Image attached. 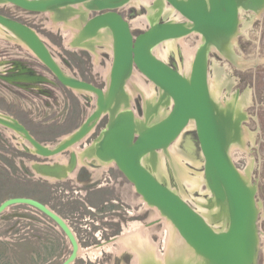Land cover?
Here are the masks:
<instances>
[{
    "label": "rangeland",
    "instance_id": "rangeland-1",
    "mask_svg": "<svg viewBox=\"0 0 264 264\" xmlns=\"http://www.w3.org/2000/svg\"><path fill=\"white\" fill-rule=\"evenodd\" d=\"M127 6L124 5L120 13L128 21L150 15L144 4ZM83 8L80 4L69 7L67 11L82 13L85 11ZM0 14L32 28L47 44L65 73L101 89L106 86L112 62L110 36L107 33L103 36L106 42L98 38L85 40L86 43L81 42V45L88 46V49L75 48L77 46L72 45V40H75L81 25L95 13L86 12L80 19L77 15L63 21L59 19L62 17L56 16L54 12L30 13L12 5L0 4ZM241 16L243 22H250L251 19L245 12H242ZM161 19L170 20L169 15L159 20ZM147 25L143 23V28L132 27L134 35L140 33L139 30L145 29ZM242 26L243 24L240 25ZM247 31L246 36L242 34L238 37L235 53L245 59L264 58V15L253 20ZM183 38L182 41L176 42L174 48L168 50L166 59V63H174L181 72L187 70L185 54L191 53L196 47L199 36ZM3 56L16 59L20 65L25 64L24 67L31 73L45 74L44 76L54 83L46 84V87H40V90L36 87L38 91H33V88L27 85L29 86L27 89L15 91V94L10 91L11 87L0 86V114L17 120L41 144L56 145L76 131L95 109V97L92 94L75 92L60 85L22 43L0 27V58ZM220 58L213 54L208 58L210 60L208 75L213 81L217 95L216 97L214 93L213 101L216 105L219 102L220 115L230 116L229 120H232L236 117L235 101L239 99L244 102L248 96L251 97V106L248 105L245 110L248 121H244L242 125L249 134H253V142L246 143L247 150H232L231 154L234 166L240 171H248L249 183L256 186V199L264 206V63L240 71L231 62ZM136 78L141 80L134 70L125 84L130 108L134 111L136 120L143 121L144 115L151 113L148 109L156 102H158L155 104L156 108L164 103L166 110L167 101L159 97L161 92L159 94L157 87H153L154 94L150 100H145L139 90L137 93V90L133 89ZM141 82L148 85L144 78ZM44 91L47 95L39 97V93ZM147 102L148 105L145 104ZM107 120L108 115L105 114L95 128L70 150L79 155L85 146L89 147L104 129ZM235 135L232 133V138ZM236 139L238 137L233 138L230 145L234 146ZM22 143L19 135L0 126V203L14 197L32 198L61 216L71 228L78 243V257L73 264H134L132 252L122 250L120 242L122 244L124 241H130L135 232L139 233L138 236L141 233L142 237L146 236L147 247L153 244V249L155 246L153 252L155 250L156 263L163 264L162 261H165L166 254L169 253L166 224L161 217L155 215L153 209H146L139 204V195L117 167L108 168L103 172L105 170L102 171L101 166L95 168L88 164L89 166L85 168L77 163L76 170L71 176L51 182L47 178L54 177L36 174L32 170L33 164L55 162L66 164L64 161H67L69 152L52 158H41L32 154L33 152H26L22 148ZM176 145L193 161L183 160V165L180 166L184 167L190 177L199 176L201 180L203 160L194 127L185 129ZM165 155L162 163L164 182L181 194L196 211L203 214L206 211L204 205L211 210L209 206L211 207L213 203H209L211 196L206 185L200 183L198 188L189 190L183 182H179L175 172L177 170ZM81 156L82 153L79 158ZM174 167L177 168L176 165ZM135 240L138 244V239ZM0 243L7 244V250L3 254L0 246V264H61L71 253L69 241L56 224L25 205L11 207L0 216ZM107 245L111 247L109 252L104 251ZM96 248L102 249L101 253L92 259L88 258L86 252ZM186 260L187 258L184 264L195 263L194 259Z\"/></svg>",
    "mask_w": 264,
    "mask_h": 264
},
{
    "label": "water",
    "instance_id": "water-1",
    "mask_svg": "<svg viewBox=\"0 0 264 264\" xmlns=\"http://www.w3.org/2000/svg\"><path fill=\"white\" fill-rule=\"evenodd\" d=\"M126 1L0 0L30 13L51 12L68 4L84 3L85 10L95 15L84 23L77 40H88L96 37L100 29H107L111 33L113 52L110 84L104 93V89L65 73L47 44L32 28L0 14V25L14 32L18 41L32 51V55L60 85L68 89H85L96 96L95 111L87 116L70 138L55 149L38 142L25 126L13 118L0 115V125L18 133L36 153H32L25 145L24 150L35 156L50 158L66 152L95 128L105 112L111 109L116 97H125L122 85L136 68L163 90L165 96L171 98L172 108L163 120L150 126L136 123L132 110L109 115L105 130L102 129L98 135L101 138L95 149L96 156L104 161L113 160L120 173L135 187V192L167 216L187 244L208 264H258L257 223L260 211L256 209V193L243 181L227 157L226 149L232 138L233 124L229 117L223 118L216 114L207 85L208 47L214 42V37L220 34L233 35L237 26L238 0H167L182 20L150 22L137 35H134L127 18L120 13ZM245 1L251 8L263 5V0ZM191 32L204 34L206 40L196 52L188 75H183L174 63H166L152 53L153 47L159 43ZM25 71L19 69L16 76L0 74V80L20 89L28 88L20 83L54 85L46 77L26 75ZM190 121L195 124L194 132L204 160L202 172L208 189L217 200L227 205L228 221L223 231H215L190 204L160 182L142 163L147 154L170 146ZM69 164L73 171L76 164L74 152H69ZM40 169L52 174L61 171L58 165H43ZM18 205L33 208L56 224L71 245L70 255L61 264H73L77 258L78 243L66 221L40 201L27 197H14L1 202L0 216Z\"/></svg>",
    "mask_w": 264,
    "mask_h": 264
},
{
    "label": "bare ground",
    "instance_id": "bare-ground-1",
    "mask_svg": "<svg viewBox=\"0 0 264 264\" xmlns=\"http://www.w3.org/2000/svg\"><path fill=\"white\" fill-rule=\"evenodd\" d=\"M245 2H246L245 0H238V24L236 26V29H235L233 35L229 37V36L220 34V35L214 37V39H213L214 42L211 43L209 45V47H208V51L209 52H213L218 57H221V59L223 58V59H225V61L231 62V64H233L235 66V68L237 70H240V71H244V70H247L249 68H253L254 66H256L259 63L260 64L261 63H264V58H262V59H260V58H258V59H245L241 55H238V54L235 53V48H236V45H237V39H238V37L240 35H242V34L246 36V33L248 32L247 30L251 27V22L253 20H255V19L262 18V16L264 15V0H263V5L260 8H251L250 6H247ZM0 4H3V5H12L9 2H0ZM80 4H82L83 7H84V3L68 4V5H65V6L60 7L59 9L58 8L57 9L55 8L51 12H54L56 14V16L58 15V17H62V18H59V19L60 20H63V21L70 20L71 18H75V17H77V15H78V18L80 19V18H82L81 16L83 15V17H84L85 13L87 12L85 10V8H83L85 10V11H83L84 13L82 12L83 14L82 13H79L78 11H75V12H71L73 14L72 16H70L71 15L70 12L67 11L69 7H71V6H78ZM130 4H134L135 6H138L139 4H144L149 9V13H150L149 16H143L141 18L138 17V18H136V19H134L132 21H128L129 24H130V26L133 27V28H140V27H142L143 23L149 24L150 22H157L160 18H162V17L165 18L168 15H169V18H170L169 21L178 22L179 20H182L181 15L177 11H175L173 9V7L167 2V0H127L122 5L121 8H123L124 5H128L129 6ZM242 12H245V15H248L249 16V18L251 19L250 22H248V23H246L245 21L243 22V19H242V16H241V13ZM87 20H85V22ZM185 22L188 25L190 24V22H188V21H185ZM84 23L81 25V27H80L77 35L75 36V38H74L75 40H77L78 34L80 33V30H81L82 26L84 25ZM241 24H243L242 27H240ZM0 27L2 29L6 30L7 32H9L18 41V38L16 37V35H15L14 32L8 31L6 28H4L1 25H0ZM106 33L108 34V36H110V42H111V50H110V53H111V58L113 60L112 37H111V33L107 29H100V31H98L96 37H92L90 39L98 38L99 40H101L103 42H106L105 41V38L103 37L104 35H106ZM191 36H199V40L197 41L196 47L193 50H191V53L189 52V53L185 54V64H186L187 70H185V71L183 70L184 73L179 70L183 75H188L189 72H190L191 66H192V64L194 62V59H195V56H196V52L198 51L199 47L202 46L205 43L206 36L204 34H202L200 32H191L189 36H186L185 35V36H182V37H178V38H174V39H170V40L163 41V42H161L158 45H156V46L153 47L152 53L158 59L166 62V59H167V56H168V50L174 48L175 45H176V42L180 41L181 39H184L183 37H191ZM75 40L74 41L72 40V45L73 46H77L75 48L81 47L82 46L81 45V42L86 43L85 40H83L81 42L78 41V40H77L78 42H76ZM91 46L93 47V45H91ZM163 46H164V48H163ZM86 47L87 48H85V49H88L89 48L88 46H86ZM165 47H166V49H165ZM81 48H83V47H81ZM187 50L190 51L189 49H187ZM30 52L32 53V51H30ZM208 58H209V55H208ZM111 66H112V62H111ZM111 66H110V69H109L110 70L109 71V79H107V81H106V86L104 88V93L107 92L108 86L110 84ZM134 70L139 75V77H141V80H139L137 78H136L137 80L136 79L134 80L135 83H134L133 89L135 88V90H137V93H138V90H139V93L143 96V98L145 100L146 99L147 100H150L153 97V94L154 93H153V90L152 89H153V87H157V86L153 82H151L150 80L146 79V77L141 72H139L136 68H133V70L131 71L130 75H128V78L125 80V82L122 85V90H123V92L125 94V97L124 98H121L122 96L121 97H119V96L116 97V99L114 100L113 105L111 106V109L109 111L107 110L105 112V114H107L108 116L109 115L119 114L120 112H123L125 110H132L130 108V101H129L128 94L126 93L125 84H126L127 80L129 79V77L131 76V74L133 73ZM142 78H144L145 80L148 81V85L143 84V82H141L142 81ZM134 81H132V82H134ZM207 85H208L209 96H210V99L212 100V102L214 104L216 114H218L220 117L225 118V116L220 115L221 113H220V110H219V107H218L219 102L216 105V103H214V101H213L214 100L213 98H215L214 97V93L216 92V90H215V87H214V84H213V81H212L210 75H208V77H207ZM71 90L72 91L74 90L75 92H84L85 94L86 93L92 94L95 97V103H96V96H95L94 93H92V92H90L88 90H85V89H75V88H73ZM158 90H159V94L161 92V94L159 95V97H162V99L165 98V100L167 101L166 102V106L167 107L165 108L166 110H164V107H165V104L164 103L161 104L160 106L158 105L159 108H156L157 106H155V104L157 105L158 102H156L154 104L155 107L152 106L153 105L152 104L151 105L152 106L151 108H150V103H149V108L150 109H148V111L151 110V113H149V114L146 113L144 115L145 118L143 119V121H137L136 120L137 118H136V116L134 114V118H135V122L136 123L144 124L146 126H150V125H153V124L158 123L159 121L163 120L167 116V114L169 113V111L172 108V100H171V98H169V97H167V96L164 95L163 90H161L160 88H158ZM215 95H216V93H215ZM216 97H217V95H216ZM250 98L251 97L248 96L247 99H246V101H244V102H242L239 99H237V101H235V109L234 110L236 111V117H234V119L232 118V120H230V122L233 124L232 133L233 134L235 133L237 135V136L235 135V137H238V139H236L238 143L235 142L236 144H234V146L230 145V142L232 141V139L235 138V137H233V138L230 139V142L228 144L229 146H227V149H226L227 157H228V159L230 160V162L232 164H233V161H232L233 160V156L231 154L232 150L233 151L234 150H247L246 149V143L249 142V141L251 143L253 142V134H251V133L249 134L248 131L246 130L245 126L242 125V123L244 121L245 122L248 121V115L246 114L245 110H246L247 106L250 105L251 102H252ZM243 100H244V98H243ZM145 104L148 105V102L145 103ZM94 111H95V109L93 110V112ZM132 112L134 113V111H132ZM232 113H233V110H232ZM232 116H234V115H232ZM238 116H239V118H238ZM229 118H230V116H229ZM0 126L4 128V126H2V125H0ZM188 127H189V129L192 128V127H194V129H195L194 122L193 121H190L188 123V125L183 129V131L181 132V134L170 144V146H168L167 148L159 149L157 151H154V152H152V153L147 154L146 156H144L143 159H142V163H143V165L146 168H148L156 176V178L160 182H162L168 188H170L164 182V178H163V177H165V173H164V169H163L164 167H163V164L162 163H163V156L166 154L165 156L169 157V159H170V161L169 160L168 161L171 162V164H173L174 166L176 165V167H177V168H175L173 166V168L177 170L175 172H176V176H177L179 182H183L184 185L187 188H189V190H193L195 188H198L200 186V183H204L206 185V189H207L208 194H210V196H211L210 197V200H209V203H213V204H212L211 207L209 206V208L210 209L212 208V209L209 210L208 207H206L204 205L205 203L203 205H204V208H205L206 211L203 212V214L200 213V212H198V211H196L194 208L193 209L196 212H198L215 231H223V230L226 229V227H227V221H228V210H227L226 203L225 202H221L220 200H217L214 197V195L208 189V186H207L206 180H205V178L203 176V173H202V179H201L202 181H201L200 178H199V176L193 177V178L190 177L186 173L184 167L180 166L181 164L183 165V163H182L183 160H188V161L193 162L190 158L186 157L185 154L180 149H178V146L176 145L179 142V140H180V138H181L184 130L187 129ZM7 130H10V131L14 132L13 130H11L9 128ZM104 130L105 129H103L102 131H104ZM15 134L19 135L18 133H15ZM72 134H70L66 138L62 139L56 145H54V146H48V147L50 149L57 148L59 145H61V143H64L65 140H67L68 138H70L72 136ZM100 136H98L89 147H86L81 152L82 153V156L80 158H79V155L81 153H79V155H77L74 152L76 154V164H75V167H74V170L73 171L70 169L69 162H68V166H64V164H60V163H53V164H33L32 170L36 174H38L40 176L45 175V176H52V177H54V178H50V177L47 178L51 182H54V180H57V181L58 180H64L67 176L68 177L71 176V174L76 169L77 163H79L78 165H86L88 167L87 163H90L92 161H96L101 166L102 171L103 170H107L109 167H111V168L112 167H116V164H115V162L113 160L104 161V160L99 159L96 156L95 149H96V146H97V142H99V140L101 138ZM19 137L22 140H24L20 135H19ZM81 141H79L78 143H80ZM78 143H76L75 145H77ZM75 145H73V146H75ZM73 146L69 147L68 148V151L72 152L70 149ZM29 150L31 152H33L34 154L36 153L35 149H33L31 147V145H29ZM61 154L62 153L57 154V155L52 156V157H56V156H59ZM200 154H201V152H200ZM39 157H42V156H39ZM52 157H50V158H52ZM201 157H202V155H201ZM78 160H79V162H78ZM202 160H203V157H202ZM64 162H66V161H64ZM203 163H204V160H203ZM43 165H47V166H50V167L51 166L54 167V166L58 165V166L61 167V171L59 173H56V174H52V173H49V172L48 173H44L40 169V168H42ZM98 172H99V170H98ZM238 172H239L241 178L243 179V181L248 186H250L251 188H253V190L256 193V191H257L256 190V186H254V185H252V184L249 183L250 181H249V173H248V171H240V170H238ZM162 173H164V174H162ZM183 183H180V184H183ZM132 187H133V190L136 191L135 190V187L133 185H132ZM170 189L172 191H174L176 194H178L184 200V198L182 197L181 194H179L177 191L173 190L172 188H170ZM139 204L143 205L144 208H146V209H153V211H155V215L158 216V217H161L163 219V222L166 224V228H167L166 231L168 232V235H169V238L167 237L169 239V244L167 242V245H168V248L169 249L168 248L167 249L169 250V253L170 254L169 253L166 254L167 256H166L165 261L164 260L162 261L163 264H184L186 258H187V260H188V258L194 259L193 261L196 264H208V261L205 258H203L202 256L198 255L187 244V242L184 240V238L181 236V234L178 232V230L175 228V226L173 225V223L169 220V218L167 216H165L164 214H162V212H160V210H158L156 207L151 206L150 204H148L141 195H139ZM256 209H257L258 212L261 211V207H260V204H259L258 201H256ZM215 222H217V223L214 224ZM133 225H135V224L133 223ZM214 225H218V226L216 227ZM138 232H139V230H138ZM137 234H139V233L135 232L132 235L130 241L128 240V242L124 241L122 244L120 242V248L122 250H124V251H129L130 253L132 252V254L134 256V261H135V263L133 262L134 264H157L156 263V260L157 259H156V256L154 255L155 250L153 252V249H155V246H154L153 249H152L153 244L150 247H147V245H148L147 242L148 241L145 240V237L146 236L145 237H142V235H141L142 233L139 236ZM145 234H146V232L144 233V235ZM135 239H138V241H139L138 244L136 243V240ZM145 242H146V244H145ZM149 244H151V243L149 242ZM78 249L79 248L77 247V257H78ZM101 251H102V249L96 248L94 250L93 249L92 250H89V252H86L87 254L86 253L85 254L88 256V258H91L92 259V258L95 257V255L96 256L99 255L101 253ZM104 251H107V252L111 251L110 245L105 246V250ZM161 257H163V256H161ZM158 260H159V258H158ZM195 263H192L191 262L190 264H195Z\"/></svg>",
    "mask_w": 264,
    "mask_h": 264
},
{
    "label": "flooded vegetation",
    "instance_id": "flooded-vegetation-1",
    "mask_svg": "<svg viewBox=\"0 0 264 264\" xmlns=\"http://www.w3.org/2000/svg\"><path fill=\"white\" fill-rule=\"evenodd\" d=\"M249 19V18H248ZM250 20V19H249ZM254 23V22H253ZM237 24H238V16H237ZM12 37H14V36H12ZM210 54H213V55H215L216 57H218L216 54H214L213 52H209L208 53V55L210 56ZM10 58H12V57H1L0 58V74H6V75H9V76H16V75H18V73H19V69H22V70H26L25 72V74L27 75V74H33V75H36V76H40V77H46V76H44V75H38V74H34V73H31V72H29L28 70H27V68L26 67H24V66H26L25 64L24 65H20L19 63H17L16 62V59H14V58H12V59H10ZM218 58H220V57H218ZM221 59V58H220ZM18 61V60H17ZM210 62V60L208 59V63ZM215 69V68H214ZM208 71H209V64H208ZM20 84H22L23 86H26V87H29V86H27V85H30V87L31 88H33V91H38L37 89H36V87H38V89L40 88V87H46V83H38V82H32V83H20ZM9 86V87H11L12 89H10V91L12 92V94L14 93L15 94V91H21L20 90V88H17V87H15V85L14 84H9V83H7V82H4V81H2V80H0V86H2V87H4V86ZM106 85V84H105ZM5 86V87H6ZM105 88V87H104ZM103 88V89H104ZM40 90V89H39ZM43 90V89H42ZM45 90V89H44ZM43 94H45L44 96H46L47 94L45 93V91L44 92H40L39 93V97H42V95ZM1 115V114H0ZM25 143H27L25 140H23V143H22V148H23V146L25 145V146H27L28 148H29V145L28 144H25ZM86 147V146H85ZM85 147H84V149H85ZM24 149V148H23ZM83 150V149H82ZM68 152H70V151H68ZM68 162H69V156H68V158H67V161H66V164H64V166H68ZM55 163H57V162H55ZM96 161H92V162H90V163H87V165L89 164V165H91V166H94L95 168H98L100 165L97 163ZM88 165V166H89ZM82 167H85L86 168V165L84 166V165H82ZM109 168H111V167H109ZM76 170V169H75ZM108 170V169H107ZM107 170H105V171H103V172H106ZM91 172V174H92V176H93V173H92V171H90ZM102 172V173H103ZM101 173V174H102ZM79 178L80 179H83L82 177H80L79 176ZM71 179V178H70ZM112 207V206H111ZM130 215V214H129ZM131 216V215H130ZM132 217V216H131ZM134 218V217H133ZM136 218V217H135ZM122 235V234H121Z\"/></svg>",
    "mask_w": 264,
    "mask_h": 264
},
{
    "label": "built area",
    "instance_id": "built-area-1",
    "mask_svg": "<svg viewBox=\"0 0 264 264\" xmlns=\"http://www.w3.org/2000/svg\"><path fill=\"white\" fill-rule=\"evenodd\" d=\"M257 200V199H256ZM261 205V211L258 218V241H259V257L258 264H264V206Z\"/></svg>",
    "mask_w": 264,
    "mask_h": 264
},
{
    "label": "trees",
    "instance_id": "trees-1",
    "mask_svg": "<svg viewBox=\"0 0 264 264\" xmlns=\"http://www.w3.org/2000/svg\"><path fill=\"white\" fill-rule=\"evenodd\" d=\"M0 246L2 248L1 254H3L7 250V244L6 243H0Z\"/></svg>",
    "mask_w": 264,
    "mask_h": 264
}]
</instances>
